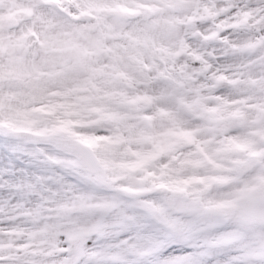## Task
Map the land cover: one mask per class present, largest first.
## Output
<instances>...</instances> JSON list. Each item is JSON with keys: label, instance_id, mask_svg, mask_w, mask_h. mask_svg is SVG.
I'll return each instance as SVG.
<instances>
[{"label": "snow or ice", "instance_id": "1", "mask_svg": "<svg viewBox=\"0 0 264 264\" xmlns=\"http://www.w3.org/2000/svg\"><path fill=\"white\" fill-rule=\"evenodd\" d=\"M0 264H264V0H0Z\"/></svg>", "mask_w": 264, "mask_h": 264}]
</instances>
